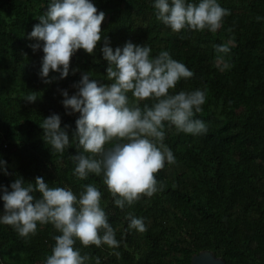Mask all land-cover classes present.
Listing matches in <instances>:
<instances>
[{
  "label": "trees",
  "instance_id": "obj_1",
  "mask_svg": "<svg viewBox=\"0 0 264 264\" xmlns=\"http://www.w3.org/2000/svg\"><path fill=\"white\" fill-rule=\"evenodd\" d=\"M90 2L108 15L101 24V41L94 54L76 52L66 78L50 72L49 79H57L46 84L39 75L43 42L34 51L30 45L38 41L27 37L51 0H0V161L6 162L0 165V186L11 191L17 178L34 183L42 177L49 187L70 188L79 198L83 185H95L119 247H83L77 241L75 248L89 256L86 264H96L97 258L99 264H190L192 255L204 249L228 264H264V0H217L230 15L215 33L173 32L156 19L155 0ZM105 39L113 51L127 42L150 47L152 58L168 51L193 73L170 94L200 90L205 95L194 118L207 131L178 133L165 122L163 143L175 163L165 162L155 174L159 191L123 210L115 206L102 176L89 174L81 180L74 175L71 157L79 153L72 135L80 114H67L71 110L62 103L63 91L69 97L76 94L73 85L83 74L98 84L111 83L102 53ZM225 44L230 51L217 53L214 46ZM224 63L228 67L221 70ZM31 93L37 96L34 103L24 99ZM128 96L131 101L132 94ZM152 103L142 101L140 107ZM52 114L61 117V128L69 126L70 143L62 154L43 139L40 124ZM3 204L0 199V215ZM129 213L143 219L146 231L129 228ZM59 234L51 224L37 223L36 234L24 238L0 224V264H44L53 236Z\"/></svg>",
  "mask_w": 264,
  "mask_h": 264
},
{
  "label": "clouds",
  "instance_id": "obj_2",
  "mask_svg": "<svg viewBox=\"0 0 264 264\" xmlns=\"http://www.w3.org/2000/svg\"><path fill=\"white\" fill-rule=\"evenodd\" d=\"M154 8L156 19L176 33L185 29H207L215 33L222 26L223 18L230 15L217 0H200L198 4L186 0H155ZM38 19L40 23L33 26L27 38L38 41L30 45L34 51L43 42L39 75L47 84L57 79H49L50 72L59 73V79L69 75L70 60L78 50L94 54L102 39L105 13L98 12L90 0H51ZM214 47L217 53L230 51L227 44ZM151 51L148 46L132 42L113 51L105 39L102 53L108 63L107 79L111 83L98 84L86 73L73 85L78 89L76 94L69 97L66 90L62 93L65 109L71 110L67 114H80L72 135L79 153L71 157L75 163L74 175L81 180L89 174L102 176L115 206L121 210L159 191L155 174L163 169L165 162L175 163L172 151L163 143L165 122L178 133L200 135L207 131L205 123L194 118L202 110L204 93L200 90L169 92L182 78H191L193 73L168 51H161L155 58L150 56ZM227 67L224 63L221 70ZM128 93L132 94L131 101ZM24 99L34 103L37 96L31 93ZM146 100H152V105L144 104L141 108L140 103ZM40 127L44 141L57 153L62 154L68 148L69 126L61 128L58 114L44 118ZM108 144L112 146L106 148ZM4 164L5 161H0V165ZM3 171L9 174L6 167ZM10 188L11 191L0 186L3 192L0 199L4 202L0 224L11 226L24 238L36 234L37 223L51 224L60 233L53 236L55 243L44 264H86L89 256L81 255L75 248L77 241L83 247H119L101 207L102 193L95 185H83L79 198L70 188L49 187L42 177H36L34 183L17 178ZM37 192L39 198L34 195ZM126 219L130 221L129 228L146 231L142 218L129 213ZM113 254L120 256L119 252ZM96 264H99L98 258Z\"/></svg>",
  "mask_w": 264,
  "mask_h": 264
},
{
  "label": "water",
  "instance_id": "obj_3",
  "mask_svg": "<svg viewBox=\"0 0 264 264\" xmlns=\"http://www.w3.org/2000/svg\"><path fill=\"white\" fill-rule=\"evenodd\" d=\"M190 264H228V263L223 257L217 255L214 251L209 249H204L192 255Z\"/></svg>",
  "mask_w": 264,
  "mask_h": 264
},
{
  "label": "rangeland",
  "instance_id": "obj_4",
  "mask_svg": "<svg viewBox=\"0 0 264 264\" xmlns=\"http://www.w3.org/2000/svg\"><path fill=\"white\" fill-rule=\"evenodd\" d=\"M107 19H108V15L105 14V19H104V21L107 20ZM104 21H103V22H104ZM103 22H102V23H103ZM220 28H221V27H220ZM220 28H219V29H220Z\"/></svg>",
  "mask_w": 264,
  "mask_h": 264
},
{
  "label": "built area",
  "instance_id": "obj_5",
  "mask_svg": "<svg viewBox=\"0 0 264 264\" xmlns=\"http://www.w3.org/2000/svg\"><path fill=\"white\" fill-rule=\"evenodd\" d=\"M4 145L6 146V145H7V143H4ZM0 152H1V147H0Z\"/></svg>",
  "mask_w": 264,
  "mask_h": 264
}]
</instances>
